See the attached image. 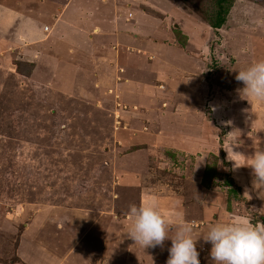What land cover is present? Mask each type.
Instances as JSON below:
<instances>
[{
	"label": "rangeland",
	"instance_id": "rangeland-1",
	"mask_svg": "<svg viewBox=\"0 0 264 264\" xmlns=\"http://www.w3.org/2000/svg\"><path fill=\"white\" fill-rule=\"evenodd\" d=\"M3 1L7 2L9 6L0 2V26H2L0 41L9 44V47L17 52H0V247L6 250L5 254H0V264H10L14 261V255L9 248H15L22 231V226L17 224V222L22 224V221H16L15 219L18 215L24 216V223H29L30 219L38 213L52 212L53 216H57V214L64 212L70 214L71 217L77 210L80 211V215L82 214V251L88 249L91 253L82 252L83 255L88 256L84 262L82 261V264H110L109 261L114 260V258L117 260V257L118 260H115L113 264H132L131 257H134V263L136 258L141 259L140 249L132 248V239L130 240L127 236L133 222L129 214V207L133 204H143L150 199H155L159 211L166 221L174 227L173 229L181 223H191L193 225V237L201 239L199 244L203 246L205 244L202 242V237L206 236L211 225L218 223V218H222V214H225V219L228 220L233 212L235 215L241 213L245 216L248 214L254 215V217L247 216L246 218H251V222L256 224L255 220L252 221L253 218H258L255 204L245 202L244 205H241V202H244V194H246V199L255 200L254 192L251 191L254 186L252 171L249 166H245L246 168L243 170H238L239 167L235 166L239 165V161H236L239 160V157L237 159L231 151L225 150L227 145L225 143L235 142L236 139L240 141V137L243 138L244 145L245 143L251 145L255 137L250 134H254L255 130L251 127L249 121L257 120L256 125L261 124L263 121L258 117L260 113H263L258 110L259 105L255 103L254 107L251 105L246 107L245 116L248 124L241 127V124H239L241 109L238 111L237 105H240L243 93L240 91V94L234 93L239 89L238 84L230 80L236 76L237 70L245 68L256 60L264 59V43L254 42L253 40L250 43H245V38L241 37L248 32L245 26L236 27L234 33L236 32L239 35L233 38L231 36L226 37L223 43L218 40L220 38L217 37V32H215L217 35L211 36L213 39L210 42V53L206 59L208 60L207 69L209 73L208 76L204 73L201 77L207 81L211 79L209 85L213 89L210 96L214 101L219 98L221 102L218 103L217 110L213 108L212 98L208 100L205 98L201 104L198 110V119L202 122L199 127L201 133H196L200 136L199 139L184 140V144L182 143L183 151L178 154L175 153V145L178 146L180 142L178 131L181 132L184 129L180 120L190 117L187 110H179L177 117H172V125L176 129L171 130L172 125L165 126L173 134L169 133L165 143L159 144L160 147L156 146L154 148L157 149L154 153L148 154V162L144 165L142 173H140L136 169L138 164L134 161L135 167L128 158L132 154L131 151L138 149H143V154H146V151L148 152L147 147H151L149 144L117 149L115 153L110 154L109 157L111 158H103L100 163H95L93 158L102 155L103 148L107 147L108 150L113 148L114 141L112 142V138L108 145L107 140L109 139H105L102 143V130L94 126L93 123L82 122V119L75 115L76 108H73V103L72 106L68 107L72 109V117L69 115V122H66V117H64L65 113L63 112L67 111L65 108H46L45 112L42 113L39 108L44 105L43 102L46 100L48 92L28 89L31 88L30 84H32L30 79L22 84L17 82L20 75L26 73L28 77V74H30L31 61H29V58L26 60V58L31 56L35 50L33 46L36 47L34 45L36 43L33 46L32 44L23 46L18 44L16 46L10 43L9 39L12 40L19 33L24 34L26 28L29 30L30 28L29 25L26 27V23H21L23 22L22 17H15L16 4L14 0ZM17 1L20 7L22 2L21 0ZM245 1L254 4L252 6L256 10H264V0ZM235 2L238 3L239 0H235ZM122 3L119 6L123 10L127 9L129 4L133 11L141 12L144 9L149 14L158 15L157 17L163 15L160 13L161 10H171L169 6L174 7L177 4L184 14L200 25L199 28H203L202 16L212 7L211 0H122ZM107 6L109 9L103 6L100 0H72L70 13L67 11L66 15L72 16L73 19L80 18V21L85 23L84 26L86 27L97 21L101 9L105 12L104 15L112 10L111 1ZM30 9L31 6L28 5L27 10ZM79 9L84 12L87 11L85 16L79 12L76 13ZM176 13L179 15V10ZM159 20L158 23L147 22L146 30L131 31L132 36L125 35L130 39L126 42V45L131 51L139 50L147 53L145 57L141 56L144 60H147L150 56L155 61L160 54L158 51L151 52L147 48L148 42L163 41L167 37V32H169L164 25L173 27L177 24L165 20L161 24V19ZM255 20V15H252L250 22ZM37 25L42 28L44 25H49V22L41 21ZM119 25L122 28L126 26L134 28L135 25H138V22L134 20L128 25L122 21ZM178 28H181L180 25ZM170 35L173 37L172 32L169 34V38L166 39L167 41L170 39ZM6 37L10 38L7 39ZM50 44L52 47L47 44V48L52 53L55 54L60 50V42L52 40ZM5 48L2 50H5ZM63 49L67 51L66 46ZM200 52H202L201 49L198 53ZM77 53L74 56H60L62 60L59 61L56 69L60 71L59 76L63 75V79L69 74L72 75L75 71L74 67L79 65L77 60L80 59L82 62V52ZM58 54L61 55L62 50ZM131 56V58H135L136 55L133 53ZM167 56L169 59L175 60L180 66H201L200 63L198 65L193 61L185 60L178 52L173 53L168 50ZM142 58L139 59L142 60ZM200 58H203V56L200 55ZM141 60L140 65H146V63L143 64L144 60ZM42 63L41 70H34L36 71L34 79L39 78L42 81H47L53 78L51 67L54 61L49 68L45 60ZM79 66H82V63ZM16 85L27 88L25 91L27 96L24 97V101L20 99L17 92V90L22 89H19ZM66 86L68 88V84ZM40 89L42 88L40 87ZM95 92L101 94L99 91L93 93L95 94ZM73 94L74 100L79 102L77 94H80L77 90L62 93L60 101L64 100V96L68 98ZM29 100L33 102L32 108H26L25 102ZM223 100H225L224 106ZM242 103L244 104V101ZM263 103L260 101V104ZM240 107L243 108L241 105ZM48 111L50 118L45 117ZM215 112L221 113L223 117H218ZM52 114L55 115V119L52 118ZM19 118L23 119V124L18 122ZM42 118L46 123H43ZM37 120L42 122H37ZM120 124L118 123V126ZM46 127L49 129H47L48 133ZM261 138L259 136V139ZM259 139L257 137L254 140L255 146ZM197 141L203 146L197 147L195 145ZM171 142L175 143V148L168 147ZM234 150L239 152L237 149ZM224 152H228L230 162L227 160V156L225 157L226 153L224 154ZM242 154L245 157L242 156L243 161L240 164H249V158H246L249 155ZM126 155L129 157L126 158ZM64 161L71 163L72 168H68L65 173L60 169ZM120 161L122 164H120ZM111 163L113 169H119L114 172L111 171ZM45 166H48L47 170L53 169V167L58 168L60 173L53 172L52 175L55 178L54 181L49 182L45 179L46 173H43L46 170ZM21 170L25 174L20 173ZM96 176L99 185L90 183L93 180L97 181ZM127 177L138 179L137 181L134 179L131 183L135 186H129V179L127 182L124 181ZM64 179L66 181L71 180V183L76 186L72 188L79 190L77 199L70 202V204L64 203L67 198H62L63 192L64 195H67L69 188ZM63 182L66 185H62ZM59 183L60 185H58ZM79 185L80 187H78ZM141 195H143V198L140 200ZM82 196L93 199L90 202L85 201L82 203ZM49 201L53 203V206L48 205ZM91 201H94V203ZM82 209H86V211ZM239 217L237 220H239ZM74 222L73 219L68 221V225H71V227H67V230H70V237L75 239L77 234L80 233L76 228L78 224L76 225V222ZM89 232L97 234L100 241H92L89 237L92 234ZM172 232L168 233L169 236L174 235V230ZM170 245L171 241L166 239L162 246L155 248H165L168 252ZM75 248H80V244H76ZM197 250L199 251V248ZM166 252L164 253L162 249L159 256L166 254ZM200 254L198 258L200 264H203L205 261L203 262V256ZM149 257L145 256L147 260ZM119 260H122L121 263Z\"/></svg>",
	"mask_w": 264,
	"mask_h": 264
},
{
	"label": "crops",
	"instance_id": "crops-1",
	"mask_svg": "<svg viewBox=\"0 0 264 264\" xmlns=\"http://www.w3.org/2000/svg\"><path fill=\"white\" fill-rule=\"evenodd\" d=\"M110 1L112 2V10L104 15L103 13L105 12L101 9L97 21L95 23H90L89 26L85 27V23H82L80 18L77 17L73 19L72 16L66 15V12L70 9L72 0H21L22 4H20V7L18 6V1L14 0L16 4V9H14L15 17H22L23 22L21 23H26V27L29 25L30 30L26 28L24 34L19 33L14 36L12 40H9L11 44H15L16 46H18V44L20 46L32 44L33 46V44L36 43L34 44L36 47L33 46L35 50L30 57L26 58V60L29 58V61H31L30 74H28V77L26 76V73L20 75V77L17 78V82L22 84L30 79L32 84H30L31 88L28 89L31 91L43 90L48 92L49 95L47 94L46 100L43 102L44 105L39 108L42 110V113L45 112L46 108H65L67 111L63 112L65 113L64 117H66V122H69V115L72 117V109L68 107L72 106L71 104L73 103V108H76V111H74L76 112L75 115L80 117L82 122L93 123L94 126L102 130V143L105 139H109L107 140L108 145L112 138V142L114 141L113 148L109 150L106 149L107 147L103 148L104 151L102 152V155H97L93 158L95 163H100L103 158H111L109 157L110 154L115 153L117 149L149 144L151 147H147L148 152L146 151V154H143V149H138L136 151H131L132 154L130 157L128 155L125 156L126 158L129 157L128 159L132 161V165L135 166L136 162L138 164L136 169L142 173L144 165L148 162V154L154 153L155 150H157L154 148L156 146L160 147L159 144H164L168 134H173L171 130L174 131L176 129L175 126L172 125V117H177L179 110H187L190 117L180 120L181 123H183L184 129L181 132L178 131V139L180 140L178 143L179 145L177 146L174 142H171L168 144V147H176L174 150L175 153L178 154L183 151L182 143L184 144V140L189 139L192 141L193 139H199L200 136L196 133H201L199 127L202 122L198 119V110L205 98H207V100L212 98L210 95L213 88L209 85L211 83L209 80L211 79H208L207 81L201 77L202 74L205 73V75L208 76L209 73L207 69L208 60L206 59L210 53V42L213 39L211 36L215 34L217 35L218 33L217 37L220 38L218 40L223 43L226 37L229 38L231 36L233 38L237 37L236 35H239L236 32L234 33L236 27L239 28L245 26L248 29V32L241 36L245 38V43H250V41L253 40L254 42L260 41L263 44L264 10H256L255 7L252 6L254 4L239 0L238 3L235 2L236 4L234 3L235 5L233 4V7H231L226 23L216 31L217 33H215V31L205 23L202 24L203 28H199L200 25L193 22L191 17L184 14L177 4H175L174 7L170 5L169 7L171 10H161L160 13L163 15L157 17L158 15L149 14L144 9L141 12L133 11L129 4L127 9L125 8V11L119 6V4L122 3V0H100V3L108 8L107 5ZM0 2L1 4L7 5V2L5 3L3 0H0ZM28 5L31 6L30 10H27ZM251 9L253 11H250ZM177 10L180 12L179 15L176 13ZM247 11L248 13H246ZM78 12L84 16L87 13V11L84 12L81 9L76 13ZM243 15L244 17H242ZM252 15H255L256 17L254 22H250ZM249 16L250 18H248ZM87 18L90 19L89 17ZM159 19H161V24H163L164 20L166 22L172 21L177 23L174 25L175 27H167L164 25L170 33L172 32L173 37L170 35L171 37L167 41L166 39L169 38L170 34L167 32V37L163 41L148 42L147 48L151 52L158 51L160 54L155 61H153L150 56H148L147 60H144L141 56L145 57L147 53L139 50L134 52L131 51L126 45V42L130 39L125 37V35L132 36V34H130L131 31L146 30L147 22L158 23V21L160 22ZM134 20L138 22V25H135L136 27L134 28H128L127 26L122 28L119 25L122 21L129 25ZM41 21L49 22V25H44L42 28L40 26L39 28V25L37 24ZM179 25L181 28H178ZM1 27L2 26H0V29H2ZM35 29L38 30L35 31ZM175 29L180 30L186 37L187 42L184 47L178 44L173 32ZM52 40L60 42L59 46L60 50H62L61 55H59L60 53L58 54L60 50L54 54L47 48V44L50 46V41ZM64 46L67 47V51L63 49ZM4 47H6L5 50H2ZM199 49H201L202 52L198 53ZM168 50L173 53L178 52L185 60L193 61L198 65L200 63L201 66H180L175 60L168 58ZM1 51L10 53H12V51L13 53L17 52L11 49L9 44H5L3 41H0V52ZM76 51L82 52V62L80 59L77 60L79 65L82 63V66L78 65L74 67L75 71L72 75H64L65 78L63 79V75L59 76L58 73L60 71H57L56 69L57 64L62 60L60 56H74L75 54H78ZM133 53L136 55L135 58H131V54ZM200 55H202L203 58H200ZM139 58H142V60H144L143 64L146 63V65H140L141 59ZM44 60L48 65V68L54 61V64L51 67L53 70V73H51L53 78H50L47 81H42L39 78L34 79L36 71L41 70V65L43 64L42 61ZM230 80L236 82L239 89L243 88L242 82L237 81L235 77ZM66 84H68V88ZM18 85L16 86L19 89H22L17 90L19 93L18 95L20 99H23L24 101V97L27 96V93L25 92L27 88L19 87ZM40 87L42 89H40ZM239 89L234 91V93L240 94ZM75 90L80 94H77V98L80 100L79 102L74 100V94L70 95L68 98L64 96V100L62 99V101H60L62 93L65 94L70 91L75 92ZM92 90L99 91L101 94L99 95L98 92H95V95ZM56 98H58V100H56ZM212 100L214 103H212L213 108L217 110L219 107L218 103L221 101L219 98L216 99V101H214L213 98ZM243 101L246 105L242 103ZM208 103L210 104L209 101ZM255 103L259 105L258 110H261L263 113H260L258 116L259 119L263 121L258 125H256L257 120L255 119L249 121L251 127L255 130L254 134L250 132L252 133L250 135L255 137L253 138V145H247L246 143L244 145V140L240 137L239 139L242 143L238 146H234V149H237L239 153H245L246 155H249V157L255 151L256 146L254 140L257 137L258 139L259 136L262 137L257 144L264 147V144H262L264 142V103L260 104V101L245 97L243 94V99L240 101V105L243 108H241L240 105H237L238 111L241 109L239 124H241V127H245L248 124L245 116V109L247 106H253ZM25 104L27 106L26 108H32L33 102L29 100L28 102L26 101ZM224 105L225 100H223V106ZM215 113L218 117H223L221 116V113ZM54 116L55 115L52 114V118L55 119ZM45 117H51L49 116V111L46 112ZM42 120L44 123V118H42ZM38 121L40 120H37V122ZM18 122L23 124V119L19 118ZM118 123H121L120 126H118ZM170 125H172L171 130H167L165 126ZM45 129L47 130L48 127ZM225 144H227V149L229 143ZM195 145L197 147L203 146V144L200 145L198 141ZM224 154L230 162L228 152H224ZM237 157L238 156H236V158ZM236 161H239L240 165V162L243 161L242 156H239V160ZM248 163H251L250 159ZM120 164H122V162ZM45 168L46 170L43 171L44 174L46 173V176H44L45 179L49 182L54 181L55 178H53L52 175L53 172L60 173L58 168L53 167V169L50 170H47L48 166H45ZM68 168L72 169L71 163L64 161L60 169L65 173ZM245 168V166H239L238 170H243ZM118 169H113L111 163V171L114 172ZM20 173L25 174L23 170H21ZM40 173H42V171H40ZM252 178H254L253 175ZM95 179L97 181L93 180L90 181V183L99 185L98 177L96 176ZM134 179L135 181L138 180L136 178ZM134 179L127 177L124 181L127 182L128 180L130 181L129 186H135V184H131ZM65 183H68L69 188L67 190V195H64L63 192L62 198H67V201L65 200L64 202L63 200V202L70 204V202L77 199L79 190L72 188L76 186L71 183V180H65ZM65 183L63 182L62 185H66ZM58 185H60V183ZM46 186L48 187V185ZM78 187H80V185ZM251 191L254 192L255 200L250 198L246 199V194H244V202L242 201L241 205H244L245 202L248 204H255V211L258 213V218H253L252 221L255 220L256 224H259L264 222V186L254 184ZM142 198L143 195H141L140 200ZM91 199L93 198L89 199L87 196H82V203L85 201L90 202ZM91 202L94 203V201ZM48 203L49 206H53L51 201ZM82 210L86 211V209ZM77 211L72 214L73 216L78 215L74 217H70V214L64 212L57 214V216H53L52 212L38 213L30 219L31 221H29V223H24V216L18 215L15 219L16 221H22V224L17 222V224L22 226V231L15 248H9L14 255V261H10V264H82V261L84 262L88 258V256L83 255L82 252L89 253V250L86 249L82 251V214L80 215V211ZM241 214L235 215L233 212L230 215L231 217L229 216V220L225 219V214H222V218H218V223H221V221L234 222L239 216H241L239 217V220L247 219V216L254 217V215L248 214L245 216L244 214ZM71 219L76 222V225L78 224V227L76 228H78L80 233L77 234L75 239L70 237V230H67V227H71V225H68V221ZM127 223L125 224L126 226L128 225ZM89 233L92 234L91 232ZM89 237H91L90 239L94 242L100 241L98 238L99 236L95 233ZM193 239L196 238L193 237ZM200 240L201 239L199 238L197 239V248H199L200 255L203 256V262L205 261L203 264H215L209 255L211 247L210 243L202 240L205 244V246H203L202 244H199ZM77 242L80 244V248H75V245L78 244ZM131 242L132 248H139L142 253V258H136L135 263L134 257H131L132 264H165L168 258V252H166L165 248L143 249L138 243H134L133 240H131ZM162 249L166 254L159 256ZM2 253L5 254L6 250L5 248L0 247V254ZM145 256L150 257L147 260ZM16 258L18 261H16ZM115 260L116 258L109 261L110 264H113ZM119 261L121 263L122 260Z\"/></svg>",
	"mask_w": 264,
	"mask_h": 264
},
{
	"label": "clouds",
	"instance_id": "clouds-1",
	"mask_svg": "<svg viewBox=\"0 0 264 264\" xmlns=\"http://www.w3.org/2000/svg\"><path fill=\"white\" fill-rule=\"evenodd\" d=\"M235 79L242 82L240 90L245 97L264 102V59L256 60L241 70H237ZM241 141L229 142L226 151L236 156H244L234 150ZM245 157V156H244ZM249 166L254 176L253 184L264 186V147L256 145L250 157ZM235 163V161H234ZM129 214L132 224L127 236L143 249L162 246L167 239L171 241L165 264H200L197 239H193V225L184 222L177 225L174 235L164 216L159 211L155 199L141 205H130ZM211 247L209 255L215 264H264V222L253 224L251 218L234 222L216 223L209 227L202 237Z\"/></svg>",
	"mask_w": 264,
	"mask_h": 264
},
{
	"label": "trees",
	"instance_id": "trees-1",
	"mask_svg": "<svg viewBox=\"0 0 264 264\" xmlns=\"http://www.w3.org/2000/svg\"><path fill=\"white\" fill-rule=\"evenodd\" d=\"M234 1L235 0H211L212 7L202 16V20L216 32L226 23ZM173 32L178 44L184 47L187 42L184 34H182L180 30H175Z\"/></svg>",
	"mask_w": 264,
	"mask_h": 264
}]
</instances>
